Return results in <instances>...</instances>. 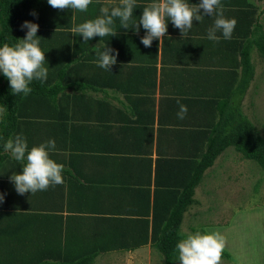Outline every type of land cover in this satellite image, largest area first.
I'll return each instance as SVG.
<instances>
[{
  "label": "crops",
  "instance_id": "1",
  "mask_svg": "<svg viewBox=\"0 0 264 264\" xmlns=\"http://www.w3.org/2000/svg\"><path fill=\"white\" fill-rule=\"evenodd\" d=\"M154 2L158 0H135L128 29L114 18L115 36L85 42L72 30L70 37L48 35L50 50L75 52L81 59L45 63L48 73L40 93L15 111L17 120L8 139L22 135L29 151L54 140L55 148L46 150L50 159L63 165V183L18 194L10 177L20 174L25 162L4 150L0 215L46 217L44 222L33 221L35 236L46 234L45 243L57 252L66 244L82 249L126 246L100 253L94 262L162 264L152 247L153 200L159 207L166 196L192 180L200 148L193 135L197 125L214 122L223 112V101H238L241 55L257 25L264 31V0H220L224 18L236 20L230 39L219 30L218 42L207 38L217 19L213 14L194 20L182 35L166 21L161 42L154 38L146 48L140 42L146 31L141 26L135 32L133 24ZM199 2L188 0L190 5ZM120 3L92 0L84 12L73 9L71 17L82 24L101 17L102 8L110 13ZM105 47L118 53L109 71L98 66V52ZM248 90L241 102L246 117ZM181 104L187 113L178 119ZM229 148L195 186L194 203L183 214L181 240L197 232H218L225 240L222 252L228 255L221 256L219 264H264V204L247 207L245 200L247 178L259 184L260 177L254 178L246 159ZM226 214L228 221L214 219ZM101 219L117 225L103 224Z\"/></svg>",
  "mask_w": 264,
  "mask_h": 264
},
{
  "label": "trees",
  "instance_id": "2",
  "mask_svg": "<svg viewBox=\"0 0 264 264\" xmlns=\"http://www.w3.org/2000/svg\"><path fill=\"white\" fill-rule=\"evenodd\" d=\"M31 13H35L32 15ZM73 9L58 10L48 5L47 0H0V47L4 44L15 46L19 39H23L27 29H21L25 22L38 25L37 39L39 48L45 53V63L79 61L81 57L68 50H50L48 35H70V31L79 26L78 21L72 20ZM258 54L259 60H264V31L257 25V33L248 43V49L241 55V84L236 87L238 101L236 103L222 102L223 112L214 117V122L199 123L197 136L200 148L196 171L192 180L175 193L166 196L163 204L157 206L156 200L152 203V247L162 257V264H180L177 244L181 241L180 226L183 214L194 203L195 186L201 181L206 169L211 167L215 159L226 149L233 148L246 160L257 163L264 173V139L258 134L253 123L241 109L246 90L255 76V64L251 59V51ZM41 81L33 80L29 87L32 91L25 96L23 93L13 94L8 80L0 73V162L4 157V143L14 130L16 123L15 111L22 102L30 101L31 97L39 94ZM182 188V189H180ZM24 218L23 224L15 228V224ZM46 221V217L23 216L15 218L14 214L0 215V264H93L98 254L108 250L127 249L128 247L100 246L91 248L63 245L55 251L53 246L46 243V234L35 236L33 221ZM101 223L116 226L111 219H101ZM40 236L41 241L35 242ZM15 241V243H14ZM46 242V243H45ZM224 257L228 255L222 252Z\"/></svg>",
  "mask_w": 264,
  "mask_h": 264
},
{
  "label": "clouds",
  "instance_id": "3",
  "mask_svg": "<svg viewBox=\"0 0 264 264\" xmlns=\"http://www.w3.org/2000/svg\"><path fill=\"white\" fill-rule=\"evenodd\" d=\"M47 3L53 9L71 8L84 12L92 0H47ZM134 6L135 0H121L120 6L112 8L110 13L108 8H102L101 17L84 22L72 31L82 36L85 42L93 37L115 36L116 33L111 27L114 18H119L121 26L128 29ZM213 14L217 19L214 27L209 29L207 38L218 42L220 37L215 33L219 30L224 39H230L236 20L224 18L220 0H200L195 5H190L188 0H158L143 9L142 15L138 22H134L133 27L135 32H138L141 26L146 31L140 42L148 48L151 47L154 38L161 42L167 31L166 21H171L182 35L192 28L194 20L200 21L205 16ZM25 28L27 33L23 39H19V43L15 46L4 44L0 47V73L8 80L13 94L23 93L27 96L32 91L29 84L33 80L44 82L47 79L48 68L43 66L45 53L38 46L39 39L36 35L38 25L25 21L21 29ZM114 52V49L108 47L98 52V66L109 71L117 62L118 53L112 54ZM177 103L179 104V101ZM0 110H3V107H0ZM186 113L187 107L181 104L177 113L178 119H183ZM54 148L55 141L49 140L46 144L32 147L29 151L22 135H16L4 143L5 151H10L16 161L25 162L22 172L10 177L18 194L44 191L50 185L63 183L61 175L63 165L50 159L46 150ZM2 201L3 196L0 195V202ZM224 246L225 240L218 232L203 235L197 232L189 234L176 247L180 264H219Z\"/></svg>",
  "mask_w": 264,
  "mask_h": 264
},
{
  "label": "rangeland",
  "instance_id": "4",
  "mask_svg": "<svg viewBox=\"0 0 264 264\" xmlns=\"http://www.w3.org/2000/svg\"><path fill=\"white\" fill-rule=\"evenodd\" d=\"M254 61L257 62V70L248 90V98H247V117L253 123L255 129L258 134L264 139V60L258 59V54L254 53ZM258 60V61H257ZM233 153H237L233 148H229ZM223 160L219 159L217 162L222 163ZM216 162V163H217ZM246 164L250 169L252 176L256 179L260 177L259 184H256L255 181H251L250 178L246 180V205L247 207L257 206L260 204H264V173L261 167L251 160H246ZM217 166V165H216ZM261 187V189H260ZM228 192L225 191L223 195H227ZM230 215H223L221 217H214L218 222L228 221V217ZM208 224V223H206ZM184 233V232H183ZM103 257V256H101ZM99 257L98 260L101 258ZM97 261V260H96ZM94 262L93 264H124L119 262H111L107 260H102L98 262ZM157 264V263H156Z\"/></svg>",
  "mask_w": 264,
  "mask_h": 264
}]
</instances>
